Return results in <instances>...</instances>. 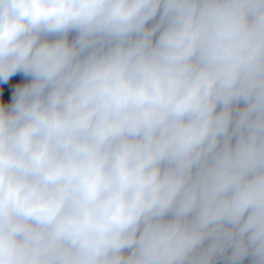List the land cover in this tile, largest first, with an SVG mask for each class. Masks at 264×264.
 <instances>
[{
	"label": "clouds",
	"instance_id": "1",
	"mask_svg": "<svg viewBox=\"0 0 264 264\" xmlns=\"http://www.w3.org/2000/svg\"><path fill=\"white\" fill-rule=\"evenodd\" d=\"M0 264H264V0H0Z\"/></svg>",
	"mask_w": 264,
	"mask_h": 264
}]
</instances>
